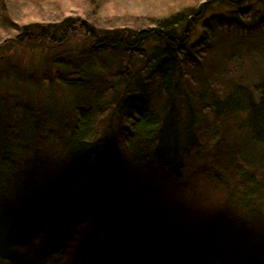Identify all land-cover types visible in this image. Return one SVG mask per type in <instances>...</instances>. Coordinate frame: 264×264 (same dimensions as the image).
Returning <instances> with one entry per match:
<instances>
[{"label": "trees", "instance_id": "obj_1", "mask_svg": "<svg viewBox=\"0 0 264 264\" xmlns=\"http://www.w3.org/2000/svg\"><path fill=\"white\" fill-rule=\"evenodd\" d=\"M39 46L48 76L24 78L14 59ZM257 61L264 0H203L127 28L14 25L0 40V264H264V69L236 74ZM208 157L237 184L210 177L213 194L177 213L140 180L147 163L179 184ZM180 210L195 214L188 229Z\"/></svg>", "mask_w": 264, "mask_h": 264}, {"label": "rangeland", "instance_id": "obj_2", "mask_svg": "<svg viewBox=\"0 0 264 264\" xmlns=\"http://www.w3.org/2000/svg\"><path fill=\"white\" fill-rule=\"evenodd\" d=\"M201 1L203 0H1L0 4L3 3V6L0 7V40L8 36L9 31L12 30L14 25H20L31 21L57 22L67 17L76 20L77 24L81 21H85L96 29L140 26L145 25V23L152 21L155 18L179 10L183 7L200 3ZM8 21L11 22L9 23ZM81 33L82 32H79L76 34V38L70 40L69 46H71L72 49L74 48L73 46L81 40ZM41 52L44 53L45 50L39 46L36 49L32 48L31 50L24 51L23 54H21L22 52L17 54L21 57V60L14 59V63H20L23 60L22 62L24 63H21V67L26 71L24 78L28 77L33 80V74L35 72L41 77L43 75L48 76V73L45 70L46 67L41 66L39 69L35 68L34 57H40ZM53 52L57 54L58 58L66 57L67 54V50L63 49V47L57 48L53 50ZM255 64V67L249 63L248 65L247 63L246 65L244 64L242 71H239L236 74L241 75L244 79H247L249 76L250 79L254 80L258 76V70L264 69V63L257 61ZM68 71L71 74L75 73V71L71 69ZM220 74L227 76V73L225 72H220ZM237 75L234 74L232 77H238ZM101 76L102 75H100L99 78ZM103 79H106V77L103 76ZM45 83L47 84L46 81ZM16 87L20 90H25V96L28 93L34 95V92H30L28 86L23 82L17 84ZM1 88L0 97L5 90L3 87ZM5 88L8 89V93H10L11 96L7 103L20 98V96L14 93L13 85L10 82L7 83ZM41 95L44 97L43 93H41ZM207 136L209 138L210 135ZM201 140L206 143V140L203 137ZM208 141L209 145H211L212 140L209 139ZM52 148L54 149V147ZM53 152L54 151H49L48 149L49 154H52ZM25 156L29 157L30 155L26 154ZM225 162L223 160L218 162L213 157L198 159L191 164L186 172L183 173L179 184L175 181H167L165 175L159 170L154 169L153 166H149L147 163H141L140 180L143 186L147 189L148 194L156 195L157 198L162 201L163 205H166V210H171V213L173 214L174 211L177 213L178 209H183L184 207L181 204L185 201L192 200L190 198L195 195L199 198L201 196L205 197L209 194L212 195V189L216 185V180L210 177H224L230 184H237V180L232 181V174L226 172L222 166V163L226 166ZM21 171L27 172L28 169L21 168ZM223 207L227 208V203H224ZM181 211L182 210L177 214L180 217V223L177 222L179 225L175 226L176 229L182 225V223L187 226L186 220L191 221L192 217L196 220L195 214L190 213L192 217L188 218L187 216H184ZM188 227L189 226L186 228L188 229ZM84 228H82V230H84ZM259 228H261V225H259ZM106 229H101V232H99V230L88 229L85 234L90 235L89 245L96 246V244L103 239V234L106 232ZM88 231H92V233L90 234ZM111 247L112 249L114 248L113 245H111ZM57 258L59 261L56 263L60 264L63 260L65 261L67 259V256L65 255L62 257L61 255Z\"/></svg>", "mask_w": 264, "mask_h": 264}]
</instances>
